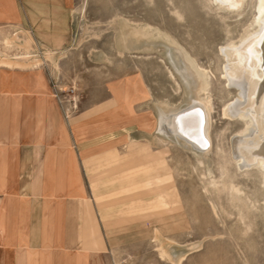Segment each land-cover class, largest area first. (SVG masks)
Instances as JSON below:
<instances>
[{"label":"rangeland","instance_id":"1","mask_svg":"<svg viewBox=\"0 0 264 264\" xmlns=\"http://www.w3.org/2000/svg\"><path fill=\"white\" fill-rule=\"evenodd\" d=\"M256 1L230 10L212 0H70L71 9L53 8L58 46L68 40L61 48H37L28 32L0 29V66L37 61L53 72L51 86L69 115L114 105L121 114L122 129L106 136H121L122 144L102 152L107 166L91 170L93 185L84 177L90 199L96 193L107 212L100 264H264V175L239 168L232 156L233 139L247 126L224 115L239 94L226 84L221 52L256 29ZM25 4L32 25L52 8ZM25 55L32 57L20 62ZM197 99L211 107L205 152L157 130L162 113ZM158 185L165 203L133 205L139 188Z\"/></svg>","mask_w":264,"mask_h":264},{"label":"crops","instance_id":"2","mask_svg":"<svg viewBox=\"0 0 264 264\" xmlns=\"http://www.w3.org/2000/svg\"><path fill=\"white\" fill-rule=\"evenodd\" d=\"M28 1L52 7L36 14L45 21L32 25ZM55 5L71 9L70 0H0V29L28 32L37 48H61L68 40L58 46ZM53 77L42 66H0V264H100L106 256L105 203L96 193L90 199L84 177L93 185L94 170L107 166L102 152L122 144L121 136H106L122 129L121 114L117 118L114 105L69 115L51 86ZM157 188H139L133 205L165 203Z\"/></svg>","mask_w":264,"mask_h":264},{"label":"bare ground","instance_id":"3","mask_svg":"<svg viewBox=\"0 0 264 264\" xmlns=\"http://www.w3.org/2000/svg\"><path fill=\"white\" fill-rule=\"evenodd\" d=\"M212 2L219 7L236 10L244 0ZM254 23L256 29L248 32L238 44L221 48L225 59L223 77L228 86L237 88L239 94L238 98L225 106L224 115L242 120L247 126L232 142V156L239 168L248 170L256 167L264 175V0L256 1ZM31 57L25 55L18 58ZM18 64L20 63L16 62ZM38 64L36 61L20 67L36 68ZM198 82L200 87L204 85L200 78ZM210 109L207 99H197L178 112H164L158 121L157 130L168 138L189 144L197 151H208L211 147L208 134Z\"/></svg>","mask_w":264,"mask_h":264}]
</instances>
